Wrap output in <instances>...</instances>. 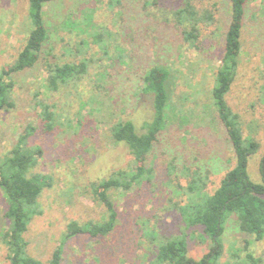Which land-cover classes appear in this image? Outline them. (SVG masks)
Instances as JSON below:
<instances>
[{"label":"rangeland","instance_id":"obj_1","mask_svg":"<svg viewBox=\"0 0 264 264\" xmlns=\"http://www.w3.org/2000/svg\"><path fill=\"white\" fill-rule=\"evenodd\" d=\"M109 2L57 0L48 4L44 19L50 35L41 60L34 68L13 75L15 107L0 111V160L32 125L36 132L29 139L30 148L42 150L33 172L53 179L24 236L28 252L43 264L49 263L58 248L62 264H150L162 240L186 235L189 256L200 260L210 251L211 241H201L203 227L186 224L176 205L188 201L193 172L204 179L207 175L206 192L213 194L235 165L233 146L211 102L230 24V3L193 0L197 10L208 9L215 17L214 24L201 26L193 48L183 40L184 27L178 26L174 15L183 0H123L117 7ZM29 7V0H0V74L26 44L32 30ZM200 10L197 13L203 15ZM85 61L89 67L81 82L48 90L46 63ZM156 66L171 71L170 107L166 128L146 162L151 179L129 191L110 192L117 212L110 234L78 235L63 242L70 222L106 220V208L95 198L93 183L135 171L128 147L116 143L110 129L118 122L132 121L138 133L146 131L153 110L151 97L143 91L144 77ZM227 101L240 114L245 135L261 144L249 164L252 180L260 183L264 0H255L247 8L239 75ZM40 103L52 107L55 119L50 132L45 130ZM7 200L0 188V264H10L2 238L9 227ZM237 222L236 217L227 222L220 264H226L234 250L242 249L245 240H252L239 231ZM251 251L264 264V241H253Z\"/></svg>","mask_w":264,"mask_h":264},{"label":"trees","instance_id":"obj_2","mask_svg":"<svg viewBox=\"0 0 264 264\" xmlns=\"http://www.w3.org/2000/svg\"><path fill=\"white\" fill-rule=\"evenodd\" d=\"M57 0H29L32 30L23 50L16 61L2 69L0 74V111L15 107L13 91L16 85L13 75L34 68L41 60L44 45L49 40V29L45 24V7ZM112 7L121 6L123 0H109ZM255 0H228L230 3V24L225 34L224 52L215 74L211 90V102L217 116L225 128L235 154V165L221 179L213 194H208L207 175L205 179L198 172L190 175L187 186L188 201L184 206L176 205L183 221L189 226L203 227V240L211 241L210 251L200 260L189 256L186 235L172 236L162 240L158 254L150 264H220L223 251V235L227 222L236 217L239 231L252 240H245L242 249L235 251L226 264H263V260L251 251L252 242L264 241V156L260 160V183H255L249 174V164L261 149V144L252 136H246L240 114L235 112L227 101V96L237 80L242 54V34L247 8ZM200 10V9H198ZM193 0H183L182 7L174 10L178 26H182L183 40L196 48L201 26L215 22L210 10L197 13ZM181 29V28H180ZM98 41L102 40L97 37ZM47 88L58 91L70 82H81L88 72L89 62L67 63L64 65L46 63ZM12 77V78H11ZM171 71L164 67L151 68L144 77L143 91L152 99L153 118L146 123L143 133H138L132 121L118 122L111 127V135L116 143H124L135 161V171L131 174H116L109 179L93 183L91 188L95 198L107 212L103 222L68 224L66 242L78 235L92 238L110 234L117 222V212L110 192L113 189L129 191L134 185L151 179V169L146 166L154 144L167 125V110L170 107ZM42 108L45 130H53L54 114L52 107L44 103ZM36 127L28 125L19 137L17 145L0 160V188L6 194L8 208L5 213L9 227L2 234L10 264H43L28 252L29 243L24 238L29 229L31 217L39 214V199L46 189L53 186V179L46 174L35 173L40 148H30L29 139ZM33 149V150H32ZM150 169V171L148 170ZM199 175V176H198ZM120 177V178H119ZM221 243V244H220ZM62 250L56 249L48 264H62Z\"/></svg>","mask_w":264,"mask_h":264}]
</instances>
